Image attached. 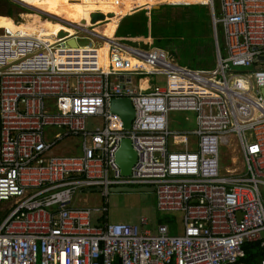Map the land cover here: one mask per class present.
<instances>
[{
	"label": "built area",
	"instance_id": "2783aa9c",
	"mask_svg": "<svg viewBox=\"0 0 264 264\" xmlns=\"http://www.w3.org/2000/svg\"><path fill=\"white\" fill-rule=\"evenodd\" d=\"M203 5L215 46L208 70L39 10L57 34L0 27V264H244L250 244L264 264V0H218L217 15L213 0ZM80 35L97 42L79 47ZM112 99L130 101L129 130ZM181 112L194 113L195 130L170 131ZM73 138L79 155L53 152ZM123 140L135 153L126 177L116 163ZM116 187L152 188L158 212L180 214V233L159 224L152 234L143 218L110 224ZM94 189L100 207L75 205Z\"/></svg>",
	"mask_w": 264,
	"mask_h": 264
},
{
	"label": "trees",
	"instance_id": "16d2710c",
	"mask_svg": "<svg viewBox=\"0 0 264 264\" xmlns=\"http://www.w3.org/2000/svg\"><path fill=\"white\" fill-rule=\"evenodd\" d=\"M30 6H37L41 10L54 14L57 17L71 20L81 27L91 25V14L100 13L106 16L107 22L100 24L98 20L94 26L96 33L107 38H115L116 26L123 16L131 14L141 8H147L150 5L158 3L162 0H18ZM204 5H184L170 6L162 5L159 10L150 13V35L154 42V47L165 51L170 58L178 61L179 66L189 69L208 70L212 69L215 64L213 36L210 32L207 39L201 38L202 24L207 22L205 18H201L193 14L192 9H206ZM30 13L12 0H0V19L14 18L16 20L19 13ZM144 12L138 11L126 18L128 25L127 31L136 29L137 24L140 29L136 32L125 33L124 36L118 37H147V19H144ZM12 20V19H11ZM142 21V22H141ZM207 24L211 30V20ZM141 22V23H140ZM13 24L0 23V27L15 28ZM59 24H53L49 21H39L36 27L19 26L31 32L48 31L47 33L57 34L60 30ZM93 26V24L91 25ZM62 29V28H61ZM72 34V32L70 31ZM212 36V38H211ZM166 40V41H165ZM187 40L191 42H187ZM165 41V43H163ZM149 40L148 45H151ZM219 46V45H218ZM221 50V48L219 47ZM174 52L177 55L174 56ZM173 56V57H172ZM173 222L170 218L160 220V224L171 225ZM245 257L242 260L244 264H257L258 259L262 255V251L255 244L246 245L244 247Z\"/></svg>",
	"mask_w": 264,
	"mask_h": 264
},
{
	"label": "rangeland",
	"instance_id": "374dc122",
	"mask_svg": "<svg viewBox=\"0 0 264 264\" xmlns=\"http://www.w3.org/2000/svg\"><path fill=\"white\" fill-rule=\"evenodd\" d=\"M213 6L215 10V15H217L218 0H213ZM22 7H24V9H26L27 11H30L31 14L21 12L18 14L16 20L11 17V19L13 21L15 20V22L18 23L19 26L36 27L39 25L40 19L41 21L44 20L42 19V17L41 18L35 17L36 14L33 10H41L37 6H32L34 7L33 10L30 9V7H27L26 5H23ZM206 9L207 11L205 9L201 10L198 8H193L192 12L198 17L205 18L207 22L209 23L210 22L209 20H211L210 10L208 7H206ZM41 11H45V10H41ZM51 15L55 16L54 14H51ZM11 19H8V18H4V20L0 19V23L16 25ZM65 20H68V19H65ZM68 21H71V20H68ZM207 22H204L202 26L200 27L202 28V31H200V33L202 35L201 38L203 40L209 37L210 32L212 34V28L210 30ZM128 29L129 28H128L127 23L122 22L117 27L116 37H118L119 35L124 36L125 34L123 35L121 34L127 31ZM39 32H41V30H39ZM46 35L48 36V33ZM81 36L87 37L88 39L78 38L77 44L79 46L90 45L91 40L93 42H97L96 39L91 38L87 35H80V37ZM135 37L141 38V36H135ZM143 38H145L144 41L148 44L149 43L148 37L147 38L143 37ZM216 40H217L219 47L223 51L224 42H223V35H222V31L220 27H218L217 29ZM138 41L140 40L138 39ZM165 41H163V43H165ZM187 42H191V41L187 40ZM213 43H214V38H213ZM96 45H101V44L97 43ZM172 55L176 56L177 52H174V54ZM173 61L179 64L178 61L175 59V57H173ZM152 85L164 87L165 86L164 76L152 77ZM170 118L172 120V122L170 123V131L191 132L195 130L196 128L194 113H191V112L172 113L170 115ZM56 132L61 133L58 130H56ZM222 151L225 152L224 149ZM53 152L59 153V154L79 155L80 154V139L73 138L72 140H69V141H63L57 145V147L53 150ZM261 193L264 194L263 189H261ZM74 200H75V205L78 207H93V206L100 207V205L103 203V198L100 192H97V191H85V192L81 191L74 197ZM106 205L108 209L107 221L110 224L126 223V224H133V225L140 226L139 221L140 219L143 218L146 220V225L142 226V229L147 230L151 232L152 234H154L157 226L160 224L159 223L160 220L164 218H170L173 220L171 224V228H170L171 234L180 233V227H181L180 214L179 213L169 214V213L158 212V210L156 209V202H155V197L153 193H144V192L114 193L109 190L108 195H107Z\"/></svg>",
	"mask_w": 264,
	"mask_h": 264
},
{
	"label": "water",
	"instance_id": "95a60500",
	"mask_svg": "<svg viewBox=\"0 0 264 264\" xmlns=\"http://www.w3.org/2000/svg\"><path fill=\"white\" fill-rule=\"evenodd\" d=\"M12 1L23 6V4H21L17 0H12ZM160 5L161 4L151 6L150 9L154 11L158 10ZM171 5H184V4H171ZM30 9L33 10V8L31 7ZM98 20L100 22L103 21L104 16L100 13L91 14V24H95ZM65 35L66 34H64L63 32H60L58 34V37L62 38V37H65ZM70 43L75 44L74 41H71ZM260 92H261V95L264 97V89H262ZM109 111L112 114H115L120 118L122 122V127L124 130L130 129L134 112H133L131 103L128 99L110 100L109 101ZM134 162H135V153L131 148L130 142L128 140L121 141L118 151L116 153V163L120 169V173L122 176L124 177L129 176L130 169L133 166ZM92 191L99 192V189H94ZM110 191L114 193H141V192L152 193L153 192L152 188H147V187H141V188L116 187V188H112Z\"/></svg>",
	"mask_w": 264,
	"mask_h": 264
},
{
	"label": "bare ground",
	"instance_id": "6f19581e",
	"mask_svg": "<svg viewBox=\"0 0 264 264\" xmlns=\"http://www.w3.org/2000/svg\"><path fill=\"white\" fill-rule=\"evenodd\" d=\"M17 1H18V0H17ZM207 1H208V0H162V1L158 2V3H155V4H153V5H150L149 7H151V6H155V5H159V4H161V3H168V4H195V3H202V4H205ZM18 2H20L21 4L26 5V6L31 7V8L34 9V7L28 5V4L24 3V2H21V1H18ZM149 7H148V8H149ZM39 11H41V10H39ZM42 12H44V13H46V14H48V15H51V14L47 13L46 11H42ZM51 16H53V15H51ZM54 17L60 19V21H62V22H65V23H68V24H71V25H74V26H78V24H76V23L73 24V22H71V21H68V20L62 19V18L57 17V16H54ZM123 17H124V16H123ZM41 32L44 33V34L46 35L48 31L44 30V31H41ZM48 35H49V34H48ZM46 36H47V35H46ZM49 36H50V35H49ZM104 37H105V36H104ZM116 38H117V39H120V40H126V41H134V40H137V41H138V39H139L140 41H144V40H145V38H136L135 36H134V37L129 36V37H123V38L116 37ZM148 39H149V38H148ZM148 41H149V40H148ZM70 44H71L72 47H75V45H76V44H74V43H70ZM100 44H101V43H100ZM85 46H87V45H85ZM85 46H79V47H85ZM106 49H107V47L104 46L103 49H101V51H99V52L102 54V57H103L102 60H101V63H102L105 67L107 66V50H106ZM145 82H146V80L143 81V83H145Z\"/></svg>",
	"mask_w": 264,
	"mask_h": 264
},
{
	"label": "crops",
	"instance_id": "0c3cea01",
	"mask_svg": "<svg viewBox=\"0 0 264 264\" xmlns=\"http://www.w3.org/2000/svg\"><path fill=\"white\" fill-rule=\"evenodd\" d=\"M167 5H170V6H175V7H177V5H171V4H167ZM184 5H189V4H184ZM162 5H160L159 6V9H160V7H161ZM149 7V6H148ZM141 8V9H138V10H136V11H132V13L131 14H128V15H126L125 17H123L119 22H118V24H117V26H116V33H117V27H118V25H120L122 22H124L125 20H126V18L127 17H129L130 15H132V14H134V13H136V12H138V11H143L144 12V18H143V20L144 19H147V23H148V25H147V31H148V38H149V40L151 41V42H153V43H151V45L149 46L145 41H137V40H134V41H126L128 44H130V45H132V46H134V47H136V46H141L142 48H155L154 47V42H155V40L156 39H153L152 37H151V35H150V13H151V9H150V7L149 8ZM158 9V10H159ZM154 11V10H153ZM13 21V20H12ZM14 22V21H13ZM142 22V21H141ZM140 22V23H141ZM141 25V24H140ZM140 25H138L137 24V26H136V29H134L133 31H125V32H123L121 35H123V34H125V33H128V32H136V31H138L139 29H140ZM116 33H115V37H116ZM120 36V35H119ZM146 37V38H147ZM141 38H143V37H141ZM177 64V63H176ZM183 67V66H182ZM166 225V224H165ZM167 227H168V230H169V232L171 233V230H170V228H171V225H166Z\"/></svg>",
	"mask_w": 264,
	"mask_h": 264
},
{
	"label": "clouds",
	"instance_id": "9594fccd",
	"mask_svg": "<svg viewBox=\"0 0 264 264\" xmlns=\"http://www.w3.org/2000/svg\"><path fill=\"white\" fill-rule=\"evenodd\" d=\"M189 5H203V4H197V3H195V4H189ZM180 6H184V5H180ZM204 6H206V5H204ZM208 7V6H207ZM209 8V7H208ZM210 10V9H209ZM214 12H215V10H214ZM210 19H211V11H210ZM211 28H212V25H211ZM212 36H213V28H212ZM213 38H214V36H213ZM217 41V40H216ZM214 44V43H213ZM217 45H218V43H217ZM215 47V46H214ZM219 47V46H218ZM178 65V64H177ZM180 67H182V66H180ZM186 68V67H185Z\"/></svg>",
	"mask_w": 264,
	"mask_h": 264
},
{
	"label": "flooded vegetation",
	"instance_id": "af4514ba",
	"mask_svg": "<svg viewBox=\"0 0 264 264\" xmlns=\"http://www.w3.org/2000/svg\"><path fill=\"white\" fill-rule=\"evenodd\" d=\"M21 6H22V5H21ZM27 14H31V12H30V13H27ZM14 23H15L16 25H19L18 23L15 22V20H14Z\"/></svg>",
	"mask_w": 264,
	"mask_h": 264
}]
</instances>
